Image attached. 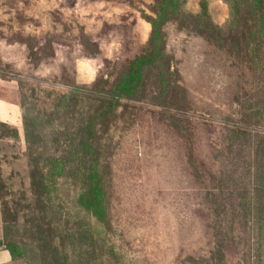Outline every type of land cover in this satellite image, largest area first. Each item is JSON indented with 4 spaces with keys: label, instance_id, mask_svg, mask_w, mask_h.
<instances>
[{
    "label": "rangeland",
    "instance_id": "1",
    "mask_svg": "<svg viewBox=\"0 0 264 264\" xmlns=\"http://www.w3.org/2000/svg\"><path fill=\"white\" fill-rule=\"evenodd\" d=\"M162 1L0 0L16 264H264V9Z\"/></svg>",
    "mask_w": 264,
    "mask_h": 264
},
{
    "label": "trees",
    "instance_id": "2",
    "mask_svg": "<svg viewBox=\"0 0 264 264\" xmlns=\"http://www.w3.org/2000/svg\"><path fill=\"white\" fill-rule=\"evenodd\" d=\"M184 0H164L162 2H159L157 7H156V13H157V18L153 21L152 23V32H153V40L156 41V38L159 36L160 33V26L162 25V21L164 19V12L165 10L177 3H182ZM256 2L260 5L262 9H264V0H256ZM205 12L207 14L208 10L205 8ZM152 56V52H149L148 55L139 58L137 62L135 63L134 69L132 70V74L129 80H127L125 83L122 84L121 87L118 89L119 95H124L126 94L125 91H132L134 92L135 88L140 82L141 79V68L146 64L148 59ZM12 253L14 261H16V253L12 250H10Z\"/></svg>",
    "mask_w": 264,
    "mask_h": 264
},
{
    "label": "crops",
    "instance_id": "3",
    "mask_svg": "<svg viewBox=\"0 0 264 264\" xmlns=\"http://www.w3.org/2000/svg\"><path fill=\"white\" fill-rule=\"evenodd\" d=\"M11 106L13 103L7 99H0V120L2 118H8L13 113ZM2 235V228L0 227V240ZM0 264H16L13 259L12 253L4 245L0 243Z\"/></svg>",
    "mask_w": 264,
    "mask_h": 264
}]
</instances>
